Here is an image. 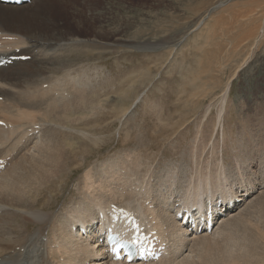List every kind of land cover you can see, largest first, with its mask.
Listing matches in <instances>:
<instances>
[{
    "label": "bare ground",
    "instance_id": "obj_1",
    "mask_svg": "<svg viewBox=\"0 0 264 264\" xmlns=\"http://www.w3.org/2000/svg\"><path fill=\"white\" fill-rule=\"evenodd\" d=\"M51 1L31 0L29 4L10 6L0 4V31L12 39L7 43L9 50L22 48V54L25 55L30 53L29 50H35L42 56L37 61L21 64L18 68L16 66L0 68V97L2 98L0 100V119L12 125L11 130L0 128V159L6 160L5 168L0 171V264H109L104 257L102 247L97 244L93 245L96 238L94 234L88 239L80 240L79 236L70 232V227L72 224H90L95 220L96 214L99 211L103 212L110 203L127 207L135 205L137 211L142 214L145 223L155 220L157 226L169 237L172 245L169 256L156 264H264V215L263 217L259 215L263 223L261 226L249 220L251 217L246 216L250 214L247 211V214L243 212L246 215L241 216L235 212L237 215L231 214V217L227 218V212L237 209L236 206L232 210L225 211L226 218H219L210 235L187 236L180 230L179 224L171 214L172 207L182 199L186 204L191 202L196 204L204 202L206 199L210 200L216 194L223 197L235 192L234 186H232L235 184L231 185L229 180L227 182L230 186L227 188V183H224L227 180V170L222 162H217L216 172H213L214 169L209 163L205 168L200 163L194 171L195 174L190 178L185 177L186 180L182 179L183 175L182 178L179 177L177 170L171 171L170 169V171L166 170L167 172L154 173L150 167L144 166L146 170L143 171V164L140 165L138 153L137 155L134 153L135 157L125 154V158L118 157L119 159L115 158V160L112 158L113 161L104 164L98 172L94 170L96 165L100 164L96 160L100 156L91 159V156L84 155L88 150L87 146L82 148L85 144L72 141H89L91 137L96 139L95 136L75 127L80 124L88 125V122L82 123L84 117L81 114L82 110L79 115L71 114L69 111L72 109V103L67 98L69 105L65 103L58 107L59 102H64L62 99L72 95L69 90L74 91L71 93L78 94L76 97L78 101L75 98V101L72 99L73 104L75 102L85 103L84 100H87V96L83 100L84 93L82 94V91L89 80V78L87 80L83 78L88 74L85 73V75L83 72L84 75L79 74L76 64L70 67L62 64L59 51L76 47L80 45L81 41L93 42V39L78 35L66 36L67 32L61 31L59 26L52 21L51 16L50 18L45 16ZM73 3V1L69 2V4ZM253 3H256L254 8ZM241 8L234 10L228 20V25L234 35L229 39L227 33H219L223 40L219 42L217 40L219 38L215 35L214 41H212L215 46L218 43H223V46H227L228 50L223 51L218 46L212 53H207L208 55L203 57L202 61H205L201 64V71L194 79L197 82L212 80L214 74L222 72L226 65L230 64L233 56L231 53L225 63L224 59L229 51L237 52L244 58V61H247L253 47L262 37L264 33L262 25L264 0H251L248 6ZM214 9L215 5H211L208 10L203 11L204 14L200 18L198 17L200 21L195 29L207 26V21L205 22L204 18ZM49 23L52 26L48 29L54 32L56 37L44 27ZM30 30H36L43 38L30 36L28 34ZM225 34L227 36H224ZM93 38L96 39L95 36ZM98 47V44H94L89 48L90 50L85 54L88 59ZM79 49V47L69 49L74 52L75 59L79 58ZM17 64H20V61ZM55 70H62V73L53 75L52 72ZM48 71L52 74L47 73ZM233 77L235 75L223 78L222 83L225 86L222 90L224 91L219 97H214L219 99L222 104H224L229 82ZM91 88L94 90L93 87ZM91 92L93 91L91 90ZM122 94H125L124 89ZM143 95L144 92L139 94L134 103L141 100ZM108 98L107 96L100 101L103 104L108 103ZM124 100L125 103L121 111L126 113L132 103L127 108L130 103L128 97L124 96ZM76 107L80 109L77 104ZM222 116L223 109L217 114L219 119ZM119 122L121 121L119 120ZM93 123L92 121V125ZM37 125L39 126L38 132L29 135L30 129L34 130ZM94 132L96 134L95 130ZM223 132L222 126V139ZM256 137L257 134L253 132L247 135L249 139ZM152 143H149L148 149L155 146L154 142ZM234 144L235 147L240 148L241 144L243 146V141L240 143L234 141ZM77 146L84 152L80 155H70V147L77 148ZM194 151L196 152V150ZM91 162L93 165L84 172V181L81 183L79 181L75 188L76 192L72 193L70 198L63 197L62 203L58 207L57 204L62 195L60 193H63L62 183L66 182L67 176L75 169L84 167L83 165L86 163L85 167H87ZM214 173L217 174L215 177H213ZM180 179L184 180V190L177 194L176 186L178 189L182 185ZM248 186H252V184ZM250 189L247 186L245 188L247 191ZM174 194L177 196L174 197ZM245 194L248 193L245 191ZM172 195L174 198H171ZM262 198H264V194L252 204H246L249 207L248 211L251 210L255 216H257L258 207V210L264 213V203L256 204ZM249 200L251 201V198ZM215 236H219L220 239L226 238L227 241H223L225 239L217 240L218 238Z\"/></svg>",
    "mask_w": 264,
    "mask_h": 264
},
{
    "label": "rangeland",
    "instance_id": "obj_2",
    "mask_svg": "<svg viewBox=\"0 0 264 264\" xmlns=\"http://www.w3.org/2000/svg\"><path fill=\"white\" fill-rule=\"evenodd\" d=\"M70 1L75 4H69ZM249 2L251 0H52L45 13L47 18L51 16L52 21L59 26L61 31L68 33H65L66 36L78 35L93 39V42L81 41L80 45L76 47L59 51L62 64L66 67L76 64L79 74L86 73L88 75L85 74L86 76L83 78L85 80L89 78L86 85L88 88L85 86L82 91V94L84 93L83 100L85 96H87V100L85 99L83 104L75 102L80 109L76 107L75 103V105L73 104V100L78 94L71 93L74 92L71 90L69 93L72 94V97L66 96L62 99L64 102L58 104V107L65 103L67 105L71 100L73 105L71 104L72 109L69 112L79 115L82 110L81 114L84 116L82 123L88 122L87 126L80 124L75 127L96 137V139L91 137L89 141H72L85 144L82 148L87 146L88 150L84 155L91 156V159L102 155L98 160L99 163L111 158H125L126 155L135 157L134 153L136 155L138 153L140 165L143 164V171L146 170V167H150L154 173H163L170 169L176 171L174 167L178 168L180 165L177 164L183 161L186 163V172H176L179 177L183 175L181 178L184 180H186L185 177L190 178L195 174L194 171L200 163L204 168L209 163L214 169L213 172H216V164L222 162L227 170V180L224 181L225 184L227 183L226 187L235 184L232 185L234 191H237L235 187H238L242 190L244 188V193L245 191L248 193L246 194L247 199L239 202L238 208L233 209L234 212H227V218L236 213L243 216L247 211L250 214L246 213L247 215H245L248 218L251 217L249 220L261 226L263 223L259 215L263 217L264 213L260 212L258 207V213L255 216L251 210L248 211V205L264 194V189L259 188L264 182V150L259 160V163L263 162L260 164L262 167L259 165L253 168L248 162L257 160L255 153L258 154L264 144V33L253 47L247 61H244V58L237 52L229 51L224 59L225 63L231 53L233 56L230 64L226 65L222 72L214 74L212 80H204L202 83L194 80L198 72L201 71L202 62L205 61H202L203 57L212 53L218 46L223 51L228 50V47L223 46V43H218L217 46L213 45L214 36L216 35L219 38L217 40L221 42L223 38L219 33H227L230 39L234 35L228 25L231 13L234 10L242 9V6H248ZM211 5H215V9L204 18L205 22L207 21V26L195 29L200 21V16ZM255 5L256 3H253V8ZM225 19L227 20L224 21ZM262 25L264 26V21ZM50 26H52L51 23L48 26L44 25L47 29ZM49 31L54 35V32ZM28 34L32 37L43 38L36 30H30ZM94 36L96 39L93 38ZM94 44H98L99 47L90 54L88 59L85 54ZM77 47L80 48V53L79 58L75 59L74 52L69 49ZM17 49L13 48L11 51ZM29 52L26 55H31L30 60L20 62V64L15 62L10 67L18 68L21 64L35 62L39 57H42L38 51L29 50ZM86 67L93 70H85L88 69ZM47 73L58 75L62 73V70H55L52 73L48 71ZM231 75H235V77L229 82L226 99L222 104L219 99L214 97H219L223 93L222 89L225 86L222 83L223 78ZM119 87L120 90H118ZM123 89L125 94H122ZM91 90L93 92L90 93ZM100 92L101 94H99ZM143 92L144 97L142 96L141 100L134 103L137 96ZM107 96L110 99L108 98V103L103 104L100 100ZM124 96L128 97L130 102L127 108L132 103L126 113L121 111L125 103ZM66 98L69 100L67 101ZM76 101L78 100L76 99ZM93 103L94 106L91 107ZM207 106L209 107L207 108ZM104 108L108 111H105ZM221 109H223V116L219 119L217 114ZM258 110L260 111L258 112ZM70 113L69 115H71ZM123 119L124 121H122ZM222 126L224 129L223 139ZM250 132L256 133L257 137L247 138ZM197 137L198 143L194 142L190 146L192 140ZM210 141L212 156L215 154L214 142L216 145L222 144V147L228 152V156L225 155L227 161L231 159V151L238 152L236 149H230L232 144L235 145L234 141L239 143L243 141V146L241 144V147H238L242 159L232 165L238 166L239 171L245 170L244 173L238 175V172L233 170V166L230 171L223 158L206 160L207 145ZM152 142L155 146L150 150L148 149L149 143ZM189 147L191 150L186 153ZM78 148L79 146L77 148L70 147V155H80L84 152ZM86 165L87 163L83 165L84 167L75 169L67 176L66 182L62 183L63 193H60L62 195L59 198L58 207L61 205L63 197L70 198L71 194L76 192L75 188L79 181L80 183L84 181L81 170L85 169ZM257 170H259L258 175H256ZM218 172L217 170V174ZM217 174L214 173L213 177ZM241 174L247 175L248 182L246 181V184L244 182L245 185L240 179ZM260 176L261 178H259ZM259 179L261 182L258 181ZM184 180H181L182 185L178 189L176 186L177 194L184 190ZM251 184L252 186H248ZM246 186L249 189L252 187V189L247 191L245 190ZM242 190L241 192H243ZM177 194L172 195L171 198L176 197ZM241 203L243 204L241 205ZM257 203H264V198ZM132 208L137 210L135 205ZM216 238L220 239L219 236ZM221 239L227 241L226 238L222 237Z\"/></svg>",
    "mask_w": 264,
    "mask_h": 264
},
{
    "label": "snow or ice",
    "instance_id": "obj_3",
    "mask_svg": "<svg viewBox=\"0 0 264 264\" xmlns=\"http://www.w3.org/2000/svg\"><path fill=\"white\" fill-rule=\"evenodd\" d=\"M109 239L110 240H112V239H114L112 236H109ZM136 241L135 240H133L132 241V243H135ZM127 245L126 244H123V243H121L120 245H119V247H126ZM113 250V252H116L117 251V248H113L112 249Z\"/></svg>",
    "mask_w": 264,
    "mask_h": 264
}]
</instances>
